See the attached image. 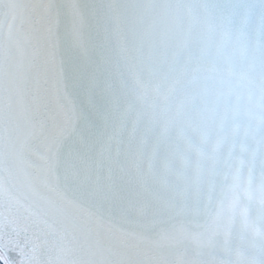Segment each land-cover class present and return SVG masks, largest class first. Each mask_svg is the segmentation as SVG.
Segmentation results:
<instances>
[{
    "label": "snow or ice",
    "instance_id": "1",
    "mask_svg": "<svg viewBox=\"0 0 264 264\" xmlns=\"http://www.w3.org/2000/svg\"><path fill=\"white\" fill-rule=\"evenodd\" d=\"M0 264H264V0H0Z\"/></svg>",
    "mask_w": 264,
    "mask_h": 264
}]
</instances>
